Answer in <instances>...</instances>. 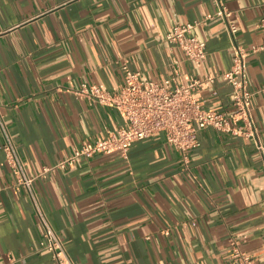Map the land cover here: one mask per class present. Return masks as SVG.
Wrapping results in <instances>:
<instances>
[{
	"label": "crops",
	"instance_id": "0c3cea01",
	"mask_svg": "<svg viewBox=\"0 0 264 264\" xmlns=\"http://www.w3.org/2000/svg\"><path fill=\"white\" fill-rule=\"evenodd\" d=\"M238 26L233 40L212 0H0V106L40 208L76 264H239L232 239L264 264V0H225ZM198 21L207 44L197 67L165 42L178 24ZM249 52L251 118L256 136L207 128L188 162L163 134L125 154H96L73 168L44 173L84 143L117 133L109 107L75 91L83 84L117 91L123 65L144 80L180 84L219 76L233 45ZM216 92V93H214ZM204 108L232 112L222 78L195 91ZM0 132V264H55L40 247L34 200L6 163Z\"/></svg>",
	"mask_w": 264,
	"mask_h": 264
},
{
	"label": "built area",
	"instance_id": "2783aa9c",
	"mask_svg": "<svg viewBox=\"0 0 264 264\" xmlns=\"http://www.w3.org/2000/svg\"><path fill=\"white\" fill-rule=\"evenodd\" d=\"M216 7L215 16L225 24L229 36L235 40L238 26L231 20L232 12L225 0H212ZM200 25L198 21L175 25L164 37L165 42L179 47L186 60L197 67L207 60V44L195 34ZM264 30V16L261 19ZM264 50L256 47L254 52ZM249 52L241 45H233V65L219 76L193 79L186 84L178 82L179 62L175 63L173 76L163 81L144 80L141 73L132 70L126 63L122 69L124 83L117 91H106L98 85L83 84L76 94L116 110L124 126L114 134L94 143H84L82 147L67 159L53 167L44 169V173L73 168L83 158L96 154H111L116 151L127 153L137 142L154 135L163 134L166 141L177 149L188 162L190 150L200 146L199 132L207 128L232 133L242 137H255L256 129L251 118L252 99L257 91H251L248 82ZM224 79L233 88L232 112H216L204 108L203 102L193 93L213 87L218 78ZM264 92V85L259 89ZM216 93V92H214ZM0 132L3 136L2 149L6 163L15 175L18 183L24 186L34 200L43 226L40 248L48 250L55 264H76L69 254L65 242L58 235L48 216L40 208L34 190L35 177L29 175L15 140L8 128L0 106ZM232 258L239 264H254L253 259L232 239Z\"/></svg>",
	"mask_w": 264,
	"mask_h": 264
}]
</instances>
